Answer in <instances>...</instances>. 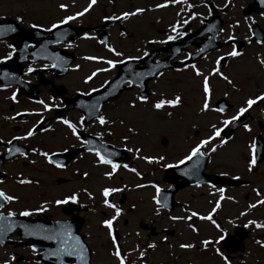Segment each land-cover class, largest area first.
I'll return each instance as SVG.
<instances>
[{"label":"flooded vegetation","instance_id":"1","mask_svg":"<svg viewBox=\"0 0 264 264\" xmlns=\"http://www.w3.org/2000/svg\"><path fill=\"white\" fill-rule=\"evenodd\" d=\"M113 3V2H110ZM165 10V9H164ZM149 12V11H148ZM147 14V11L144 12ZM111 14L109 16H113ZM9 16V15H2ZM12 17V16H10ZM17 17H13L21 26H24L22 23V18L17 20ZM124 20H121V22ZM100 23V22H98ZM96 23V24H98ZM69 24L82 25L84 27H92L96 24L91 23L90 25L79 22V18L76 21H71ZM36 27H39L37 24ZM32 25H27L24 27H32ZM51 26L45 27L44 29H50ZM112 28L117 29L121 33H124V37L128 39L134 38L135 32H123L120 30L119 26H114ZM108 29L110 35V47L114 48L116 51L122 53L121 56H115L113 53L109 52L104 44L100 42V36L98 33L93 31H88L82 33L75 38L66 35L64 38H60V42H53L55 38H51L50 35L46 38L35 39L34 41H40L43 39L48 40L51 44H48L49 50L55 52V61L62 63V66L66 71L64 74H57L60 70L54 69L51 70L53 66V61L41 60L37 63H22V73L20 75V82L22 85L13 84V85H2L0 86V191H3L6 195L15 197V201L9 202L1 208L2 211H35L36 208L41 205L50 206L49 202L37 201V198L43 197V194H36L32 190H36L37 186H44L45 183H41L40 180H37L32 174L37 173L36 165L38 161H43L52 170L61 171L64 176L57 177L55 183L65 184L66 191L63 197L60 200H65L64 204L57 205L53 203L54 207H60L62 216H52L50 217L62 219L65 222H68L72 216L69 211H77L76 216L79 221L78 232L83 235L84 240L88 244L90 251H93V245L91 241V236L95 233L96 227H101L105 229L106 235L107 230L103 225V221L110 219L115 211L113 208H108L104 205V197L101 194L103 188L99 187L94 189L90 186L88 178L89 173L86 171L88 166H85L86 158L89 157L93 161V164L96 166L97 158L94 153L88 152L85 149V145H81L80 141L72 135L71 130L67 128L66 125L60 123L62 119H67L71 123L75 124L77 127V134L80 135L83 140H90L93 143V148L99 150L102 154L103 149L107 148L119 149L120 151H115L113 149H108V153L115 152L122 158H127L126 160H113V163L121 165L118 168L119 172L125 170L129 173L122 165L127 164L129 168L131 167L132 153L127 151L129 149V144L127 143V137H121V140L117 138V133L114 129V125L110 124L108 120L105 125H100L95 118L94 120L85 123L80 121V117L83 116L82 111L76 106L78 102V97H81L89 92L96 90L102 86L105 81L110 77L111 73L108 71L98 72L97 75L88 83H85V78L89 76L93 71L103 68L104 60H112L115 62L114 70L112 74L116 72V64L128 59V57H143V53L148 51L151 47L155 48L158 46H163L164 44L159 43H149L150 41H159L160 38L154 40H145L141 39L139 45L133 46L132 43L128 44H117L112 42L111 39V29ZM194 28L186 25L183 28H180L179 31L186 33L190 32ZM74 31H72V34ZM170 33V26L165 30H160V35L168 36ZM74 35V34H73ZM85 35L91 37L85 39ZM121 38V37H119ZM181 38V37H180ZM179 38L175 39L178 40ZM19 40V37L14 39L0 40V43H6L8 51L14 49L13 43ZM166 40V38H165ZM84 41H92L94 47L101 48L99 50H92L89 52H84L81 43ZM12 45V49H9L8 45ZM67 45H71L70 47ZM100 46V47H99ZM32 47L29 46L28 49ZM104 52V53H103ZM187 52V51H185ZM14 51L12 52V55ZM7 55V54H6ZM166 56V53H160L156 59H163ZM84 57H96V60H86ZM185 55L182 56L184 59ZM3 57H0V63L3 64L7 60H4ZM28 59H31L28 56ZM47 65V67H45ZM32 67L34 71L32 73H27V68ZM39 68L42 73L36 72V69ZM89 69L85 73V69ZM104 68H108V65L104 63ZM76 74L74 82H71L70 85H67L63 81L70 74ZM85 73V74H84ZM105 74H109L104 76ZM43 80L46 83H43ZM74 83L78 84L77 86L71 88L70 86ZM38 90L37 97L34 96L33 92ZM134 91L138 94L137 89ZM13 92L16 93V100L13 101L10 97ZM36 101H44L50 105V110L45 111L41 104L36 103ZM114 102H106L101 106L99 116H104L105 108L111 106ZM20 113V115H17ZM11 118V119H8ZM47 120V124L42 127L41 130H37V121L44 122ZM258 121V120H257ZM253 122L250 121L249 128L254 126ZM83 124V127L80 125ZM34 128V135L26 140H13L12 144L9 145L7 141L12 140L16 136H24L26 132ZM259 123H257V128ZM245 132V129H242ZM249 131V133H251ZM99 139L97 138V134ZM111 133V134H109ZM165 135H161L162 138ZM254 136L250 137L252 140ZM121 141V144L118 142ZM168 142L167 138L161 141V145H165ZM43 144H46L48 148H45ZM87 147H92L87 145ZM106 147V148H105ZM10 148H20L21 151L26 153V158L21 157L18 153L13 155L8 154V149ZM32 149H36L37 152L33 153ZM80 149V150H79ZM204 153L208 154L206 162V174L220 178V179H237L242 180L238 186H230L227 183L223 182H199L186 187H182L176 190L175 194L171 200L166 199L161 192H165L171 182L167 180V177L171 176L172 173L167 172L166 170L170 167H165V165L176 166L180 164V161L185 157L182 156L176 162H170L167 164H162L163 159H160V207L157 204H153L152 211L155 212V215H151L152 218L148 219L142 217L134 219L136 209L131 203V196L128 194L130 187L126 184L124 185H114L105 186L107 188H119L121 191L110 193L108 199L109 202L115 205L121 210V214L113 221L112 227L115 229V234H117V244L115 248H120L123 252L124 242L120 237L121 232L119 227H130L134 222H145L149 226L155 228L160 226V230H156L157 234H160V264H264L257 254L259 253L261 244L259 235H256V232L259 231V228H256L254 225H248V221H254L253 219L248 218V211L246 209L239 208L237 212L234 211V207H230L229 202L232 205H238V197L235 193L241 190L240 194L243 199H247L250 195L255 197L259 196L262 192V188L259 186L260 181H264V176H260L259 173L252 172L245 174H230L229 172L223 171H209L207 166L209 165L210 158L212 157L213 152L209 151L208 148L203 147L201 149ZM45 152L49 156L52 154L63 153L64 159L66 160L63 167L57 168L53 164H49L45 157L39 155L38 153ZM6 155H9L6 157ZM104 155V154H103ZM160 157L164 158V153L160 154ZM111 157V156H109ZM108 166L111 169L110 165ZM87 173V176L84 174ZM139 173L143 176L144 174ZM252 175V177H248ZM30 180L31 183L20 184L19 180ZM177 180L176 182H178ZM29 186L28 191L23 196L27 197V200L33 202L29 208L25 209H16L11 207L12 203L19 202L22 198L14 190L16 186L24 188V186ZM46 187V185H45ZM104 187V188H105ZM219 189H223L221 194ZM253 189L256 191L254 192ZM264 190V189H263ZM257 192L259 195H257ZM73 194L77 196L76 202H72L69 199ZM45 195V194H44ZM221 195L223 199L221 200ZM220 200V207L215 213H213L212 221H202L198 217H192L189 219H179L174 220L171 217H188L189 214L193 211L197 212L200 216L207 215L211 212L212 208L215 207L216 201ZM43 202V203H42ZM166 205V206H165ZM104 207V210L101 209ZM245 213L241 215V213ZM45 213L44 211H38L36 213H31L30 216L36 217ZM69 213V214H66ZM101 215L103 217H101ZM141 215V214H139ZM144 220V221H143ZM160 220V225H159ZM72 222V221H69ZM256 222V221H255ZM189 224H193L198 231L193 232L189 227ZM218 225V227H217ZM181 228V230H180ZM108 236V235H107ZM222 237V239H221ZM208 240L211 243L207 246L203 245L201 241ZM253 241V245L250 248L248 241ZM109 241V239H108ZM259 241L260 243H257ZM110 243V241H109ZM155 247L149 248L146 243L136 245L134 247L135 253L140 255L138 260H141L145 264V260H149V251L155 250L158 248V244L154 242ZM181 244H191L192 248H181ZM111 245V243H110ZM132 248V247H130ZM20 249H25L31 251L27 247H20ZM112 249V248H111ZM17 252L13 251V255ZM141 253L144 255L141 256ZM37 252H35V255ZM148 256V257H147ZM129 256L128 264H138L140 262L137 259H131ZM25 256V260H28ZM91 261L93 264H101L102 261L94 260L92 253ZM141 263V264H143Z\"/></svg>","mask_w":264,"mask_h":264},{"label":"rangeland","instance_id":"2","mask_svg":"<svg viewBox=\"0 0 264 264\" xmlns=\"http://www.w3.org/2000/svg\"><path fill=\"white\" fill-rule=\"evenodd\" d=\"M207 1L213 3L223 20V31H220L219 40L223 41L231 36L243 42V46L238 50L242 55L239 57L228 56L226 64L219 71L231 83L222 79L221 75H211L209 77V110L201 112L203 76L208 75L214 67L216 68V61L220 55L228 54L233 50V47L225 46L220 50L204 54L191 65L164 71L150 80L146 102L142 103L136 100L137 93L134 90L121 93L111 106L105 108L104 114L105 119L115 126L118 140H121V137H127L129 148L133 149L131 151L133 154L131 167L136 172L117 171L111 178H107L105 173L111 171L108 166L98 163L95 166L91 158H86L85 166H88L86 171L89 173V184L94 189L104 188L110 184L112 186L126 184L130 187L129 190L132 191H129L128 194L131 196L130 202L137 208L134 219L138 218V222L142 217L151 219V215L157 216L152 211V199L156 192L152 185L160 188V154L164 153L162 164L176 162L199 143L200 139H207L211 136L213 125L218 128L223 127V120L230 119L240 107H246L244 103L246 99H254L256 96L264 94V64L261 63L264 61V42L256 44L251 41L249 31V26L253 20L264 28V13L260 15L243 14V7L251 0H184V3L172 4L169 2L168 7L160 9L156 8V5L165 3L166 0H113V3H110L109 0H97L95 6L79 19V22L88 25L96 24L111 14L118 16L125 11L134 12L137 8H143L147 11L146 15L144 11L139 15L130 17L123 24L128 32H135L134 38L128 39V37L120 35V32L115 28L110 30L112 42L117 44L132 43L135 47L139 45L141 39L154 40L160 38V40H165L166 36L160 35V30H165L178 21L182 22L190 15H195L196 19L190 20L188 26L197 27L203 18H207L211 14L209 7L205 6ZM87 3L88 0H0V16H19L23 19L24 26L34 23L47 27L67 15L82 11ZM189 3L194 6L184 10ZM60 4L67 5V9L61 10ZM177 13L180 15L177 16ZM81 45L84 52L101 49L94 47L92 41H84ZM8 52L7 44L0 43V57H5ZM192 65H195L196 69L203 75L196 76ZM101 66L104 68V63ZM88 70V68L85 69V73ZM109 72L110 70H108ZM107 75L109 74H105L103 77ZM74 78H76V74L72 73L63 82L70 85L71 82H74ZM77 85L74 83L70 87L73 88ZM177 95L181 97V103L178 106L171 107L165 104L159 110L153 108V104L156 102L174 99ZM220 97L226 98L231 103V108L223 113L211 110L215 108L214 102ZM130 105H135V107H130ZM248 111L250 121L253 122L250 125L251 127L254 126L252 132L250 128L251 133L237 129L232 138L223 145L220 143L221 138L216 137L204 146L208 149L216 148L207 166L209 171L245 175L256 172L260 176H264V161L255 165L252 171L248 170V161L252 156L250 151L253 145V139L250 140V137L253 135L255 138V135L260 134L264 140V100L253 105ZM257 123H262V130L257 128ZM161 135H165L168 140L165 145L160 144ZM121 143V141L118 142V144ZM43 145L49 149L46 144ZM137 148L140 149L138 153L135 151ZM145 157L153 158V162L149 163ZM36 171L37 173H32L34 177L46 185V187L45 185L37 186L36 190H34L33 185L30 186L36 194H43V197H38L37 201L49 202L50 206L44 205V211L52 216H62L60 207H54L52 204L60 200L67 189L65 184L55 183V179L64 176V174L61 171L52 170L41 160L37 162ZM137 172L144 175L138 176ZM248 177L251 178L252 175ZM260 182L259 186L262 188V192L259 196L250 195L247 199H243L240 194L241 190H239L235 193L239 199L238 205H232L230 202L229 205L234 207L235 212L239 208L246 209L248 218L264 224V204L255 208L248 207L250 204H255L258 199L264 200V181L261 180ZM137 185H144V187H137ZM28 188L27 185L24 188L19 186L14 188L15 192L24 198L19 202L12 203L11 207L19 210L33 206L31 205L33 202L28 201L27 197L23 196ZM36 209L30 213L38 212L39 207ZM101 209L104 210V207ZM101 217L103 216L101 215ZM138 222H134L130 227H119L120 237L124 242L123 255H130L131 259H135L136 253L133 255L130 249L133 250L136 245L143 243H146L148 247L149 244L155 245L154 242H156L158 248L148 252L149 260L151 259L148 264H160V234H157L160 226L155 228L157 230L155 236L147 237L148 231L142 230L138 226ZM256 235H259L260 242L264 243V228H259ZM108 237L105 229L95 228V233L91 236L94 260L102 261L105 264H119V261L112 255L113 248ZM248 242L251 248L253 241ZM11 250V246L0 248V264H37L33 261L32 252L29 253L27 250H20V252L29 256L30 260L17 263L15 259L9 257ZM257 257L264 262V247H260Z\"/></svg>","mask_w":264,"mask_h":264},{"label":"snow or ice","instance_id":"3","mask_svg":"<svg viewBox=\"0 0 264 264\" xmlns=\"http://www.w3.org/2000/svg\"><path fill=\"white\" fill-rule=\"evenodd\" d=\"M169 2L172 3V4H176V3H184V0H166L165 3H161V4H157L156 5V8L160 9V8H166L169 6ZM97 3V0H88V3H87V6L84 7L82 9V11H78V12H75L74 14L72 15H67L65 16L63 19L59 20L57 23H53L51 24V28L50 29H46V31H50L51 29H57L59 28L61 25H65V24H68L69 22L71 21H76L78 18L84 16L86 13H88L92 8L93 6ZM261 3H264V0H261ZM194 5H192L191 3L187 4L186 8L184 10H187V9H190L192 8ZM207 6V5H205ZM59 8L61 10H66L67 9V5L65 4H60L59 5ZM145 11V9L143 8H137L134 12H122L120 15H113V16H107V17H104L105 20H128L130 17L132 16H136V15H139L141 13H143ZM180 13H177V16H179ZM21 18L20 17H17V20H20ZM193 19H196V16L195 15H190L188 18L184 19L182 22H176V23H173L170 25V33L167 37H166V40H159V41H150L149 43H159V44H164L166 41H172V40H175L177 38H180V37H183L185 35V32L183 31H179L180 28H183L184 26L188 25L190 20H193ZM32 27H36V25H32ZM15 28L11 25H0V36H3L5 35L6 33H10V32H15ZM211 30V29H209ZM220 31H223L222 29ZM121 35H124V33H121ZM85 39H89L91 37H88L87 35H85L84 37ZM233 39V37L229 36V40ZM57 43L60 42V38H59V35H58V39L56 41ZM259 43V41H257ZM103 43V42H102ZM67 46H71V45H67ZM9 49H12V45L9 44L8 45ZM26 47H28V45H26ZM104 47L111 53H113V55L115 56H121L122 53L116 51L114 48L110 47L107 43H104ZM14 51V49L12 51H9L7 53V55L3 58L4 60H8L12 57V52ZM179 51V50H177ZM201 52L203 51V49L200 50ZM149 55L148 52H144L143 53V56L147 57ZM228 56L230 57H239L240 55H242V53H240L239 51L236 50V48L234 47L233 50L231 52H229L227 54ZM23 59V57H21ZM141 57H128V59L130 60H136V59H140ZM84 59L86 60H96L97 58L96 57H84ZM223 58L220 57L217 59L216 63L217 64H220L222 62ZM103 63L107 64L108 65V68H101V69H97L96 71H93L89 76H87L85 78V83H88L89 81H91L96 75L98 72H102V71H108L112 68L115 67V62L112 61V60H104ZM121 63H123V61H121ZM262 64H264V61L261 62ZM56 65H53V67H55ZM45 67H47V65H45ZM160 67V64L157 63L155 68L150 71V72H135L133 73V76L136 77V78H139V77H143V76H151L152 75V72H154L156 69H158ZM192 69L194 71V74L196 76H202L203 74L198 70L196 69V66L195 65H192ZM34 71V69L32 67H28L27 68V73H32ZM213 74H217V75H221V73L219 72V70L217 68H213L212 71L206 75V76H203V82H202V90H203V104H202V107H201V112H205V111H208L209 110V99H210V86H209V77ZM2 78V77H0ZM221 78L226 80L228 83H231V81H228V78L227 77H224L221 75ZM123 82V81H121ZM105 83H108V81H105ZM136 83V80L135 79H128L127 80V84L129 86L133 85ZM13 101L16 100V93L13 92L12 96L10 97ZM146 97L142 96V95H138L136 97V100L140 101V102H146ZM261 100H264V94L262 95H258L256 96L254 99L253 98H248L245 100V105L246 107H240L236 114L231 116L230 119H225L222 121V123L224 125H229L233 122H236L238 120V118H240L242 116V114L246 113L248 111V109H250L253 105H255L258 101H261ZM36 103L38 104H41L44 108L45 111H48L50 110V105L48 103H45L44 101H36ZM181 103V97L179 95H177L174 99H169L167 101L165 100H160L158 102H156L155 104H153V108L154 109H161L165 104H167L168 106H171V107H176L178 106L179 104ZM95 107V106H93ZM130 107H135V105H130ZM213 111H217V112H220V113H223L225 111L224 108L220 107V108H213L211 109ZM17 115H20V113H17ZM98 121V123L100 125H105L107 123L106 119L104 116H96L95 117ZM8 119H11V118H8ZM85 117L84 116H81L80 117V121H84ZM60 123L64 124L67 126L68 129L71 130V133L72 135L76 138V140L80 141L81 145H91V141L90 140H83L81 139L80 135L77 134V127L75 124L71 123L69 120L67 119H62L60 121ZM37 124H40V121H37ZM81 127H83V124L80 125ZM213 127V132H212V135L209 136L207 139H201L199 141V143H197L194 147L191 148V150L189 151L188 155H186L181 161L180 163L183 164L185 161H190L192 160L193 157H199V156H202L203 153L201 152V149L205 146V145H208L214 138L216 137H220L221 136V129L216 127L215 125L212 126ZM244 129L245 131H250V128L247 124H245L244 126ZM34 128H35V125L33 126V128H30L26 134L24 136H16V137H13L12 140H9L7 141V143L9 145L12 144V141L13 140H26L30 137H32L34 135ZM129 131H132L131 129H129ZM111 134V133H109ZM99 133L97 134V138L99 139ZM221 145H223L224 143H226L225 140L221 139L220 141ZM86 150L88 152H91V153H94V155L96 156L97 158V163L98 164H102V165H110L111 167V171L110 172H106L105 173V176L107 178H111V176L113 174H115L118 170L119 167H121V165H118L117 163H113L112 160L108 159L105 155H103L99 150H95L93 147H87ZM33 153H36L37 150L36 149H32ZM127 151L131 152L133 151V149L129 148L127 149ZM135 151L138 153L140 151V149H135ZM209 151L211 152H215L216 151V148L215 147H212L211 149H209ZM251 151L254 153L255 151V144L253 143L252 145V149ZM15 153H18L21 157H25L26 158V153L21 151L20 148H10L8 149V154L11 156ZM39 155L45 157V159L47 160V162L49 164H53L55 163V166L57 168H61L63 167V165H61L60 163L58 162H54L52 159L49 158V154L48 153H45V152H40L38 153ZM110 155H116L115 152H112L110 153ZM145 159L151 163L153 162V158L151 157H145ZM160 159L162 160L163 157H160ZM196 163L198 164L199 163V160L196 161ZM257 163L256 159H255V156L252 155L251 158L249 159L248 161V170L249 171H252L253 167L255 166V164ZM122 167H124L127 171H130V172H136L135 169L133 168H129V166L127 164H124L122 165ZM165 167H172L171 165H165ZM195 167V165L193 166ZM85 176H87V173L84 174ZM137 175H139V173H137ZM19 183L20 184H28V183H31L30 180H24V179H21L19 180ZM137 187H144V185H137ZM153 188H155L156 192L159 193L160 192V189L158 187H156V185H152ZM121 191V189L119 188H103L101 190V194L102 196L104 197V200H103V203L106 207L108 208H113L114 211H115V214L110 218V219H107V220H104L103 221V225L105 227L108 228V235L109 237H112V225H113V221H115L117 219V217L121 214V210L119 208H117L115 205L111 204L109 202V195L110 193H115V192H119ZM220 193L222 194L223 193V189H219ZM253 191L255 192L256 190L253 189ZM257 195H259V193L257 192ZM223 195H221V200L223 199ZM15 197L13 196H10V195H6L3 191H0V208H3L5 204L9 203V202H13L15 201ZM69 199H71L72 202H76L77 200V196L75 194H73ZM167 198H165L166 200ZM153 200L156 201V198L153 197ZM66 201L65 200H57L55 203L57 205H60V204H64ZM156 203L159 204V201H156ZM260 204H264V200H257L255 204H250L248 205L249 208H255L257 207L258 205ZM166 206V205H165ZM220 200H217L216 201V204H215V207L212 208L211 212H209L207 215H204V216H200L197 212L193 211L189 214L188 217H171V219H174V220H179V219H191L192 217H198L200 220L202 221H212L213 223L214 220H213V213H215L217 211V209L220 207ZM45 208L43 205L40 206V208L38 209V211H44ZM245 213H241V215H244ZM14 215V213L12 211H9L7 213V217L8 218H11L12 216ZM20 216H23V217H28L31 215V213L27 210L25 211H22L19 213ZM5 217L3 215V213H0V221L4 220ZM248 225H254L256 228H264V224H261V223H257L255 221H248V224L245 225V227H248ZM12 224L9 223L8 224V228H7V231H11L12 229ZM189 227L191 228V230L193 232H196L198 231V229L193 225V224H189ZM218 227V225H217ZM3 229H0V234H3ZM25 233L29 236H32V235H35V232L33 231H30L29 229L25 228L24 229ZM44 239L46 240H54L56 242V245L57 247L54 249V250H51L49 252H47L45 254V258L47 257H55L57 258V261L59 262V264H62V261L60 260L61 257H79L81 259H83V255H84V245L80 243V240L74 236V235H71V229L68 228V227H64V228H61L60 230H57L49 235H45L43 237ZM222 239V237H221ZM4 241L3 239H0V244H2ZM112 243L113 245L115 246L117 244V240L116 239H113L112 240ZM201 243L205 246L209 245L211 242L208 241V240H204V241H201ZM257 243H260L259 241H257ZM149 248H154L155 245L153 244H149L148 245ZM181 248H192L193 245L191 244H181L180 245ZM261 247H264V244H261ZM33 253L36 252V249L33 248L31 249ZM112 255L114 257H116V259L119 261V264H126L125 262V259L123 258L119 248H116V250L112 253ZM144 254L141 253V256H143ZM225 264H227V261H225Z\"/></svg>","mask_w":264,"mask_h":264},{"label":"water","instance_id":"4","mask_svg":"<svg viewBox=\"0 0 264 264\" xmlns=\"http://www.w3.org/2000/svg\"><path fill=\"white\" fill-rule=\"evenodd\" d=\"M261 10H264V3H261V0H252L251 3L248 4L247 7H245L243 9V12L245 14H248L250 12H259ZM221 19L218 17L216 11L213 12L212 17L209 20H204L203 24L201 27H199L195 32L188 34L186 37H184L183 39H181L178 42H173V43H168L166 47L162 48V49H158L156 51H153V53H151L149 56L145 57L142 61L146 62L145 66H143L142 68L136 70L135 72H150L152 71L157 63H153L151 62V60L155 57L156 53H158L160 50H164V51H171L170 55L162 60L159 61L160 67L158 69H156L154 72H152L151 76H147L148 79H151L152 77H154L160 70H163L165 68H172L178 65H181L182 63H187V62H192L195 59H197L198 57H200L202 55L203 52H207L210 49L213 48H218L220 47L223 43H219L216 41V36L219 32L220 26H221ZM113 22H106L103 25H100L94 29L96 30H101L103 27H107L109 25H112ZM0 25H11L13 26L16 30L15 32H10V33H6L3 36H0V38H7V37H12L14 35H19L20 37V41L16 42L15 45L16 47V56L15 58H12L8 64H5L4 66L0 67V70L3 69V73H0V76H8V71L6 69H8L11 74H13L14 76H18L19 72H20V68L18 67V64L20 61H22L25 58V55L27 54L25 48L26 45L29 43V39L31 37H36L39 36L40 33L38 32L39 30H35V29H30V30H23L18 28V26H16V23L13 22L11 19H0ZM67 27V25L64 26H60L57 29H53L51 32L47 33V34H54L56 36L64 34V29ZM211 29V30H209ZM76 30H84V28L80 27V28H76ZM251 31H252V38L255 40H261L262 38H264V31L261 30L259 28V26L257 25V23H253L251 25ZM68 33V32H67ZM66 34V33H65ZM78 34V33H76ZM204 34H208L210 35L207 38H203L202 36ZM102 39L105 40L106 42L108 41V35L106 34V32H103L102 34ZM195 38H199L200 41L195 42L194 44L199 47V50L196 51L195 53H193L189 59L180 62V63H169L171 59H173L175 56L178 55L179 51L182 48H185L188 44L194 42ZM227 43H235L236 44V48H240L241 47V43L238 41H228ZM203 49V51L201 52L200 50ZM179 50V51H177ZM43 51L39 48H36L34 51H32V54L35 53H42ZM23 57V59L21 58ZM223 60L220 64H218V69H221L223 67V64L225 62V58L226 57H222ZM127 65V63H126ZM125 63H122L119 67V71H118V75L116 76V78L112 81V83H116V86H114V88L110 91V97L109 95H106L107 92H105L103 94L104 97H99V99L97 100H103V98H105L106 96H108V99H113L115 98L116 94H118V92L124 88L121 86L122 82L124 81L125 78V74L129 75L128 78L130 79H135L136 83L131 85L130 87L139 84L140 89H141V95L144 96L147 94L146 91V79L143 77H139L136 78L133 76V73L135 72H130L129 69L127 70ZM110 87L108 86L104 91L108 90ZM103 90V89H102ZM215 106L217 108H224L225 110L230 108V104L228 103V101L225 98H220L219 100L216 101ZM248 119L247 114H244L243 116H241L240 118H238V120L236 122H234L233 124H231L230 126L226 127L223 131L222 134L226 137H229L232 135V133L242 124H244L246 122V120ZM256 148H257V158L256 161H261L264 159V143L263 141H261L259 139V142L256 144ZM206 155H202L199 157H193L192 160L186 162L185 164H183L182 166L170 169L172 173V175L170 177H168V180L171 181L172 183H174V187L168 190V194L172 195L174 193L175 190H177L179 187H182L186 184H192L195 182H200V181H212V182H225L227 181L230 185H235L238 181L236 180H223V179H216L214 177L211 176H206L202 173V170L204 168L205 165V160H206ZM199 160V163L197 164L196 161ZM195 165V167H193ZM175 172V173H174ZM181 178V182H179L178 184L175 182V180L177 178ZM158 200L160 202V192L158 193ZM5 219L0 221V229H3V234H0V239H3V243L1 245H5L8 242H12L8 239V236L15 230H18V236L21 238H24L27 241H24L23 243L25 245L31 246L32 248H41L42 252L41 254H39L37 261L42 262L44 264H59V262L57 261V258L55 257H47L45 258V254L51 250H54L57 245L56 242L54 240H46L43 237L45 235H49L57 230H60L61 228H64L66 225H64L63 223L59 222V221H54V220H43L42 218H36V219H31V218H26L23 216H12L11 218L7 217V214H3ZM46 216V215H45ZM11 223L12 224V229L11 231H7L8 228V224ZM74 225V226H72ZM69 224L67 227L68 228H77L79 226V222L77 220H74V224ZM143 228H147L146 225L144 224H140ZM27 228L30 231L35 232V235L29 236L25 233L24 229ZM75 228V229H76ZM150 234H154V230L153 227H150ZM72 235V234H71ZM78 239L80 240V243L84 245V255H83V259L79 258V257H61L60 260L62 261V264H88V260H89V250L87 248V246L82 242V237L79 235L77 236ZM21 243V242H19ZM18 242L16 244H19Z\"/></svg>","mask_w":264,"mask_h":264}]
</instances>
